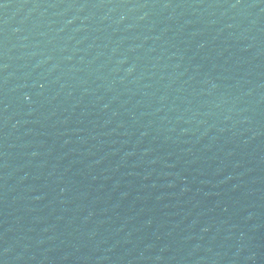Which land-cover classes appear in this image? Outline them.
Segmentation results:
<instances>
[{"label": "water", "instance_id": "1", "mask_svg": "<svg viewBox=\"0 0 264 264\" xmlns=\"http://www.w3.org/2000/svg\"><path fill=\"white\" fill-rule=\"evenodd\" d=\"M0 264H264V0H0Z\"/></svg>", "mask_w": 264, "mask_h": 264}]
</instances>
